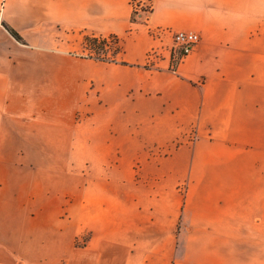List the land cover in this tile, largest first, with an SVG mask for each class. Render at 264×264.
Here are the masks:
<instances>
[{"label":"crops","instance_id":"0c3cea01","mask_svg":"<svg viewBox=\"0 0 264 264\" xmlns=\"http://www.w3.org/2000/svg\"><path fill=\"white\" fill-rule=\"evenodd\" d=\"M151 2L143 25L132 0H0V264H250L264 0ZM158 27L200 35L177 71L146 66Z\"/></svg>","mask_w":264,"mask_h":264},{"label":"rangeland","instance_id":"374dc122","mask_svg":"<svg viewBox=\"0 0 264 264\" xmlns=\"http://www.w3.org/2000/svg\"><path fill=\"white\" fill-rule=\"evenodd\" d=\"M148 16V15H147ZM135 22L147 25L146 18L136 19L133 16ZM152 29L148 28V32L152 37L153 43L147 52L146 66L148 68H163L160 63L167 56L169 57V65L166 67L169 70H174L171 67L172 55L170 53L172 48V40L169 35L164 36L161 40L162 49L157 58L153 61L148 59V54L154 44H157L152 35ZM84 38L82 40V46L78 53L81 56H88L89 50L84 48ZM116 47L122 46L119 39H113L108 42V45L104 47L105 50H100V54L104 52L110 56L111 51ZM95 53V51H94ZM119 54V53H118ZM118 54L115 55L117 59ZM116 61V60H115ZM178 65V64H177ZM190 135L184 134L183 131L179 132L174 138L170 139L166 144H159L145 146L144 150L150 154H165L172 148L182 144L185 140L194 139L196 137V131L189 132ZM264 216V114H250V264H263V238H264V225L262 218Z\"/></svg>","mask_w":264,"mask_h":264},{"label":"built area","instance_id":"2783aa9c","mask_svg":"<svg viewBox=\"0 0 264 264\" xmlns=\"http://www.w3.org/2000/svg\"><path fill=\"white\" fill-rule=\"evenodd\" d=\"M133 16L136 19H144L152 9L151 0H132ZM152 35L157 44H154L148 54V59L153 61L158 57L162 49L161 40L164 36L169 35L172 40V64L171 67L177 70V64L189 53L192 52L194 47L200 41V35L195 31L178 30L173 31L169 28H154L152 29Z\"/></svg>","mask_w":264,"mask_h":264},{"label":"trees","instance_id":"16d2710c","mask_svg":"<svg viewBox=\"0 0 264 264\" xmlns=\"http://www.w3.org/2000/svg\"><path fill=\"white\" fill-rule=\"evenodd\" d=\"M5 27L10 31V33L20 42H24L22 36L10 26L4 24ZM117 39L116 36H96V35H85L84 36V48L89 50L88 56L96 59L107 60V61H115V55L121 52V48L116 47L111 51L110 56L107 52L101 55L100 50H105L104 47L108 45L110 40ZM95 51V53H94Z\"/></svg>","mask_w":264,"mask_h":264}]
</instances>
